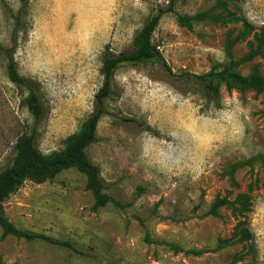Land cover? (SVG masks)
Masks as SVG:
<instances>
[{"label":"rangeland","instance_id":"374dc122","mask_svg":"<svg viewBox=\"0 0 264 264\" xmlns=\"http://www.w3.org/2000/svg\"><path fill=\"white\" fill-rule=\"evenodd\" d=\"M167 9L152 44L171 73L157 62L121 66L98 139L86 149L104 192L124 208L95 210L87 175L76 169L52 182L26 181L4 201L7 219L74 250L4 236L0 226V264H264V163L256 160L264 156V92L222 87L214 99L183 78L227 62L230 38L238 39L236 58L259 48L239 70L248 76L257 67L264 77V0H0V47L11 48L20 16L14 59L21 76L39 83L44 105L36 121L0 49V172L13 164L22 135L34 134L44 154L61 150L94 110L104 52L133 51L146 21ZM210 9L234 20L193 30L177 21ZM239 196L250 199L249 210L207 215L217 198ZM243 230L252 240H239ZM159 241L204 254L176 253Z\"/></svg>","mask_w":264,"mask_h":264},{"label":"trees","instance_id":"16d2710c","mask_svg":"<svg viewBox=\"0 0 264 264\" xmlns=\"http://www.w3.org/2000/svg\"><path fill=\"white\" fill-rule=\"evenodd\" d=\"M171 11L172 9H167L166 11L160 10L159 13L146 21L134 38L133 51L119 55L113 54L109 50L104 52L102 59L104 83L95 96L94 110L81 125L80 129L64 140V147L61 150L44 154L37 147L34 134H25L17 139L15 145L16 156L13 164L0 172V226L4 231V236L14 235L29 241L41 240L74 250L73 245L68 241H61L43 234L18 229L7 219L3 209L4 201L10 195L16 193L26 181H32L38 184L52 182L62 171L67 169H76L79 173L87 175L88 187L93 191L96 200L95 210L109 203L124 208L123 204L115 201L104 192L106 187L101 179L100 170L88 159L86 149L98 139L99 122L107 114L105 102L112 94V81L115 73L121 66L126 64L136 65L144 62H157L166 71L171 73V69L168 67L166 60L152 44V36L162 16ZM213 12L214 10L210 9L194 16L178 14L177 21L182 27L193 30L196 25L205 21L224 24L230 20H234L232 15L222 16L220 14H214ZM16 23L17 27L12 39L11 48L3 49L0 47V49L6 54L9 79L19 87L26 89L28 92L26 105L35 120L38 121L44 114V105L37 94L40 85L37 82L34 83L33 81L27 80L18 73L14 59V51L17 42L16 35L20 27V16L16 17ZM237 41L238 39L230 38L227 42V62L215 65L209 72L202 75L185 74L183 75L184 80L193 81L198 85L200 91L205 92L207 96L214 99L220 97V89L222 87H225L227 91L238 90L240 92H246L249 90H257L264 92V77L257 67L248 76L243 75L239 70L243 64L250 62L260 54L259 48L252 49L249 54L242 58H236L233 54V49ZM263 43L264 41L259 40V47ZM258 158L264 163V156L256 157V160ZM224 207H233L235 212L249 210L250 199L247 196H239L234 201L228 197L217 198L211 205L207 215L218 217L219 210ZM232 240H234V237L227 240H220V246L223 247L225 244H230ZM239 240L250 241L252 240V236L247 230H243ZM146 242L153 243L154 241L147 235ZM160 243L170 247L176 253L192 254L195 256L204 254V251L196 249L186 250L174 243Z\"/></svg>","mask_w":264,"mask_h":264}]
</instances>
